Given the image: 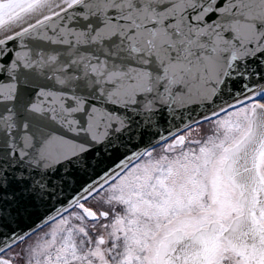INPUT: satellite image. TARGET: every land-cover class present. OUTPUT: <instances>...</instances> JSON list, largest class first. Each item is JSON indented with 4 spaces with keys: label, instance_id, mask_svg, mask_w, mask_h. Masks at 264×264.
Here are the masks:
<instances>
[{
    "label": "snow or ice",
    "instance_id": "snow-or-ice-1",
    "mask_svg": "<svg viewBox=\"0 0 264 264\" xmlns=\"http://www.w3.org/2000/svg\"><path fill=\"white\" fill-rule=\"evenodd\" d=\"M0 264H264V0H0Z\"/></svg>",
    "mask_w": 264,
    "mask_h": 264
}]
</instances>
